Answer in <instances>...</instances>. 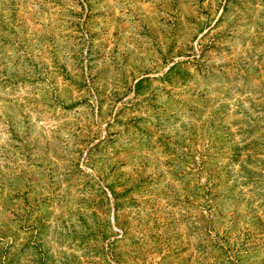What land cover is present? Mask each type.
Here are the masks:
<instances>
[{"label": "rangeland", "instance_id": "1", "mask_svg": "<svg viewBox=\"0 0 264 264\" xmlns=\"http://www.w3.org/2000/svg\"><path fill=\"white\" fill-rule=\"evenodd\" d=\"M0 264H264V0H0Z\"/></svg>", "mask_w": 264, "mask_h": 264}]
</instances>
